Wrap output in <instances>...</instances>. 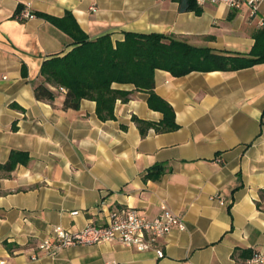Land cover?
<instances>
[{
	"label": "crops",
	"instance_id": "crops-1",
	"mask_svg": "<svg viewBox=\"0 0 264 264\" xmlns=\"http://www.w3.org/2000/svg\"><path fill=\"white\" fill-rule=\"evenodd\" d=\"M198 6L199 14L175 0H0V163L11 150L29 155L27 164L0 170V264H248V254L264 253V63L183 76L156 69L154 91L173 107L178 128L145 135L132 115L162 118L147 92L118 99L115 118L105 121L93 100L63 108L64 91L52 86L53 101L34 96L43 60L73 47L34 13L69 11L90 39L156 32L241 54L264 27V0L254 15L246 4ZM25 7L34 16L20 20ZM153 169L159 174L144 178ZM163 204L185 229L160 241L162 257L104 242L30 258L56 225L104 224L119 207L154 217Z\"/></svg>",
	"mask_w": 264,
	"mask_h": 264
},
{
	"label": "trees",
	"instance_id": "trees-1",
	"mask_svg": "<svg viewBox=\"0 0 264 264\" xmlns=\"http://www.w3.org/2000/svg\"><path fill=\"white\" fill-rule=\"evenodd\" d=\"M175 1L180 11L201 13L195 0ZM34 14L66 33L73 44L66 53L43 60L40 66L42 81L33 89L35 98L53 101L56 92L50 86L57 91L64 89L63 108L78 109L82 99L93 100L98 118L105 121L115 118L114 105L118 99L127 101L134 91L147 92L148 107L161 112L162 118L155 122L132 115L142 135L151 127L156 132L178 128L173 107L154 91L156 69L183 76L193 71H234L264 63V27L254 33L251 50L241 54L194 46L172 35L156 32H126L123 39L117 41H113L110 34L90 39L69 11L63 16ZM114 84H130L133 88L123 89ZM12 128L15 129V125ZM28 160L27 152L11 150L8 160L0 163V170L10 172L17 164L25 165ZM158 174L159 170L153 169L144 178H155Z\"/></svg>",
	"mask_w": 264,
	"mask_h": 264
},
{
	"label": "built area",
	"instance_id": "built-area-1",
	"mask_svg": "<svg viewBox=\"0 0 264 264\" xmlns=\"http://www.w3.org/2000/svg\"><path fill=\"white\" fill-rule=\"evenodd\" d=\"M198 5L223 4L231 8H240L243 4L249 6L251 14L257 11L262 0H195ZM34 14L25 7L19 11L20 20L32 18ZM5 77V76H3ZM64 91V89H62ZM220 203L224 200L217 196ZM174 228L185 229V223L180 215L170 210L166 205L160 206V212L154 216H146L134 207H119L111 210L106 223L87 224L77 230L66 229L60 225L54 226L50 233L42 237L37 245V252L30 255L32 260L42 255L55 257L61 250L73 245H90L104 242H116L138 251L153 250L158 257L164 256L160 241ZM248 264H264V253L257 252L247 259Z\"/></svg>",
	"mask_w": 264,
	"mask_h": 264
}]
</instances>
